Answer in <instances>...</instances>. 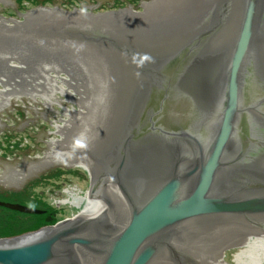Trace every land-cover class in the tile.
<instances>
[{
    "label": "water",
    "instance_id": "95a60500",
    "mask_svg": "<svg viewBox=\"0 0 264 264\" xmlns=\"http://www.w3.org/2000/svg\"><path fill=\"white\" fill-rule=\"evenodd\" d=\"M141 1L0 0V80L80 94L51 151L0 156V191L75 167L92 198L0 264H202L213 233L264 235V0Z\"/></svg>",
    "mask_w": 264,
    "mask_h": 264
},
{
    "label": "rangeland",
    "instance_id": "374dc122",
    "mask_svg": "<svg viewBox=\"0 0 264 264\" xmlns=\"http://www.w3.org/2000/svg\"><path fill=\"white\" fill-rule=\"evenodd\" d=\"M25 2H82L87 0H22ZM5 78H3L4 80ZM17 82V81H16ZM39 82H43V79H40ZM18 87V86H17ZM44 85H36L34 86L35 90H39ZM1 88V87H0ZM28 91H22L19 96L16 94H12L7 97V104L0 110V156H16L22 154H28L29 150H33L37 152L40 148H42L45 143L36 142V138H31V136H35L33 132L38 130L39 138H43L42 136L45 133L49 132L50 136H55L56 129H54L51 125H49V121L52 118L51 116L54 112H64L65 109L72 110V100L66 96H60L59 94H55L58 98L61 99L57 102L52 101L51 103V111H48L45 107V102L42 95L38 96L36 91L31 93L33 89L30 87H26ZM7 89H11L7 87ZM46 89V88H45ZM33 94V95H32ZM48 97L52 100V95ZM43 113L44 117L40 114ZM65 119V118H63ZM58 126H62V124H57ZM7 135V139L6 136ZM42 135V136H41ZM35 139V140H34ZM32 143V144H31ZM38 145V146H37ZM13 146H16L13 149ZM29 148V149H28ZM19 149V150H17ZM71 173H69V177H65L64 179L57 180L60 182V186H56L55 182L52 179L47 177L38 180V185L36 187L30 186L25 193L29 199H27V204L33 206L35 204L38 208L45 209L43 205H46L45 201L49 206H52L59 211H63L62 214L59 212V216H57V221L54 223H58L62 220L72 218L76 213V208L74 209L72 206L67 204L56 205L54 201L58 199H65L69 196V191L80 192L82 195H85L89 185V177L84 173L79 171L77 168L72 167L69 168ZM75 171V172H74ZM54 182V184L52 183ZM62 183V184H61ZM59 184V183H58ZM27 184L8 188L5 190H1L0 192L7 193H17V191H22ZM57 187V188H56ZM38 200V202H37ZM62 201L59 200V203ZM4 207V206H3ZM6 208V207H5ZM9 209V208H8ZM37 209V208H36ZM74 215V216H73ZM52 224V225H54ZM49 226V225H48ZM213 236H209L208 242L205 245V251L207 253H213L216 250H220L222 247H225L223 244L224 241L229 240L230 236L226 232L223 233H213ZM227 237V239H225ZM232 238V237H231ZM225 239V240H224ZM223 240V241H222ZM199 243V242H198ZM201 244L197 245L194 249V253L199 256V249ZM213 250V251H212ZM236 249H223V260L226 264H234L232 261V255ZM202 251V250H201ZM209 259H206V261Z\"/></svg>",
    "mask_w": 264,
    "mask_h": 264
},
{
    "label": "bare ground",
    "instance_id": "6f19581e",
    "mask_svg": "<svg viewBox=\"0 0 264 264\" xmlns=\"http://www.w3.org/2000/svg\"><path fill=\"white\" fill-rule=\"evenodd\" d=\"M48 77L51 79V82L53 81V79H52L53 77L57 78V76L52 77L51 75H48ZM66 79L68 81L63 82V83L64 84L69 83V85H70L69 78H66ZM25 80H26L25 81L26 84L28 85V86H24L25 88L30 87V89H33L34 86L38 85L35 83L38 79H36V80L25 79ZM45 81L49 82L48 78ZM17 84H18V82H16V81L15 82L8 81L7 83H5L6 87H11V89H5L2 91V94H3L2 101L4 102V104L0 107V109H2L7 104V102H8L7 97L8 96H10L14 93L18 94V93H20V91H22L16 87ZM35 91L36 90L34 88V90H32L31 93H33ZM62 92L66 93L67 95L71 94L70 89L68 91L62 90ZM36 94L39 95L37 91H36ZM43 96H45V98H46L45 103L47 104L46 107H48V105H50L51 98L47 97L46 94H44ZM59 100L61 102L60 98H59ZM40 114L44 117L43 113H40ZM91 201H92V198H88V195L86 192L85 195H79V198H77V195L76 196H70L69 195V200L68 201L65 200V203L71 204L74 209L76 208V213L78 214L82 210L87 208L89 205H91ZM68 219H70V218H68ZM229 236L232 238L224 241L223 244L225 245V247H222L220 250H218V251L216 250L215 252L212 250L213 253L212 252L207 253V251H205V248H202V249L199 248V250H202V251H199V256H198V254L193 252V250H194L193 248L195 245L194 244L192 246L191 256H194L197 259L200 258V261L202 264H226L225 261L223 260V255H224L223 249L228 248V250H229V249L235 248L236 250L234 251V253L232 255V261L234 264H264V235L256 234V233H250V232L245 233L242 231L234 230L233 233L228 234V237ZM206 259H209V260L206 261Z\"/></svg>",
    "mask_w": 264,
    "mask_h": 264
},
{
    "label": "trees",
    "instance_id": "16d2710c",
    "mask_svg": "<svg viewBox=\"0 0 264 264\" xmlns=\"http://www.w3.org/2000/svg\"><path fill=\"white\" fill-rule=\"evenodd\" d=\"M46 3L41 2V4ZM23 9L25 8L22 7L20 10ZM5 137L7 139V135ZM15 147L16 146H13V149ZM69 173H71L69 169L58 168L55 171L53 170L52 172L47 173L45 177H47L48 180L52 179L55 182V185L58 187L60 186V182H57V180L69 177ZM54 182L52 183L54 184ZM37 185L38 179H34L30 181L27 186L22 189V191H17V193L10 192L7 194L0 192V201L2 202L20 203L34 209L37 208V210L41 211V213L38 214H28L11 210L0 205V238L17 236L28 231L37 230L43 226L52 225L57 221V216L60 215L59 212L62 214L64 213L63 211H59L58 209L49 206L46 201V205H43L45 209L38 208L35 204H33V206L27 204V199L29 198L25 191L30 186L36 187Z\"/></svg>",
    "mask_w": 264,
    "mask_h": 264
},
{
    "label": "built area",
    "instance_id": "2783aa9c",
    "mask_svg": "<svg viewBox=\"0 0 264 264\" xmlns=\"http://www.w3.org/2000/svg\"><path fill=\"white\" fill-rule=\"evenodd\" d=\"M67 79L64 76H57L56 80H54L53 85L51 86V90L53 91V97H52V101L57 102L59 100V98L55 95V94H59L60 96H66L68 98H71V94L67 95L66 93L61 94L62 90H69V85L68 83H63L66 82ZM60 92V93H59ZM71 112V110L65 109L64 112H58L56 114H53L52 120L54 122V124H62L64 123V121L66 120V118L68 117L69 113ZM65 118V119H63ZM70 196H76L77 198H79V195H82L80 192H74V191H69L68 192ZM76 193V194H75ZM79 194V195H78ZM59 200H61L62 202L59 203ZM65 200L68 201L69 200V196L65 199H58L56 201H54V203L56 205H60V204H67L69 206H72L69 203H65Z\"/></svg>",
    "mask_w": 264,
    "mask_h": 264
},
{
    "label": "flooded vegetation",
    "instance_id": "af4514ba",
    "mask_svg": "<svg viewBox=\"0 0 264 264\" xmlns=\"http://www.w3.org/2000/svg\"><path fill=\"white\" fill-rule=\"evenodd\" d=\"M96 1L98 2L99 0H96ZM107 1H108L109 3L113 2V0H112V1H111V0H107ZM118 1H119V0H118ZM120 1H121V0H120ZM111 4H112V3H111ZM130 6H131V4H130ZM109 8H110V7H109ZM13 10H16V9H13ZM7 170H8V169H7ZM10 172H11V170H9L7 174L10 175V174H11Z\"/></svg>",
    "mask_w": 264,
    "mask_h": 264
},
{
    "label": "crops",
    "instance_id": "0c3cea01",
    "mask_svg": "<svg viewBox=\"0 0 264 264\" xmlns=\"http://www.w3.org/2000/svg\"><path fill=\"white\" fill-rule=\"evenodd\" d=\"M41 136H42V135H41ZM42 137H43V136H42ZM37 140H38V142H40V143L43 142V138L40 139L39 137H37V138H36V142H37ZM37 146H38V145H37ZM30 153H31V152H30Z\"/></svg>",
    "mask_w": 264,
    "mask_h": 264
}]
</instances>
